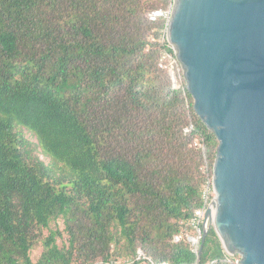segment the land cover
Wrapping results in <instances>:
<instances>
[{
  "label": "trees",
  "instance_id": "obj_1",
  "mask_svg": "<svg viewBox=\"0 0 264 264\" xmlns=\"http://www.w3.org/2000/svg\"><path fill=\"white\" fill-rule=\"evenodd\" d=\"M171 3L0 0V264H196L218 142L158 66L165 21L148 15ZM59 218L61 248L43 234ZM200 244L199 264H232L212 226Z\"/></svg>",
  "mask_w": 264,
  "mask_h": 264
},
{
  "label": "water",
  "instance_id": "obj_2",
  "mask_svg": "<svg viewBox=\"0 0 264 264\" xmlns=\"http://www.w3.org/2000/svg\"><path fill=\"white\" fill-rule=\"evenodd\" d=\"M166 39L218 142L200 249L212 226L237 264H264V0H172Z\"/></svg>",
  "mask_w": 264,
  "mask_h": 264
},
{
  "label": "built area",
  "instance_id": "obj_3",
  "mask_svg": "<svg viewBox=\"0 0 264 264\" xmlns=\"http://www.w3.org/2000/svg\"><path fill=\"white\" fill-rule=\"evenodd\" d=\"M148 16L150 20L162 18L165 21V28L163 31V36L161 38V43L162 45H165V47L161 50L158 66L160 69L165 70L167 72L171 81L172 88L175 90H181L185 95L187 91H186V86H185L181 66L171 46L168 44L166 39V24L171 16V5L165 11L162 10L153 11L149 13ZM189 129H192L191 126L189 127ZM189 129H186L185 131L188 132ZM198 147L201 148L203 152L204 147L200 144H198ZM211 178L212 177L210 175L203 186L202 206L199 209L195 210L192 218L188 222L189 226L192 229V236L187 237V240L190 242L192 251L195 254H198V247L202 239V223H203L204 213L206 209L210 206L213 198L215 197ZM185 229L183 228L178 235H175L173 237L174 242H179L180 240H182L183 235L185 233ZM225 261L230 262V260L227 258L225 259Z\"/></svg>",
  "mask_w": 264,
  "mask_h": 264
},
{
  "label": "rangeland",
  "instance_id": "obj_4",
  "mask_svg": "<svg viewBox=\"0 0 264 264\" xmlns=\"http://www.w3.org/2000/svg\"><path fill=\"white\" fill-rule=\"evenodd\" d=\"M23 135L25 136V138L31 142V144L36 145V139L34 138V136H32L30 133H28L27 131L23 130ZM34 155L37 156L40 160H42L45 164H48L49 160L48 158H45L41 152L39 148H36V150L34 151ZM213 160H205L204 166H203V174H208L209 176L211 175L212 177V165H213ZM49 230L55 231L57 230L60 235H58L56 237V244L58 245V247H63V246H67L68 245V235L66 234L65 230H64V224L62 219H58L56 221H53L52 223H50V227L49 229H46L43 231L44 236H47L49 234ZM192 234V231L188 232V234ZM187 234L186 229H185V233L183 235V237H185ZM42 244L39 242H37V244L35 245V247L32 249V251L30 252V256H31V260L33 262H35L37 260V258L39 257V255L42 252ZM231 257V256H230ZM231 258H233L230 262L232 264H237L236 262L239 260V256L235 255L232 256ZM123 258H119V262H123L122 260Z\"/></svg>",
  "mask_w": 264,
  "mask_h": 264
}]
</instances>
